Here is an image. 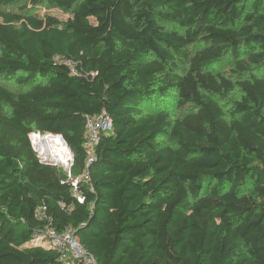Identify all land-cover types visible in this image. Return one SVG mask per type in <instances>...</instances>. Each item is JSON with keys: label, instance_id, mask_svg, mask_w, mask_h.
<instances>
[{"label": "trees", "instance_id": "obj_1", "mask_svg": "<svg viewBox=\"0 0 264 264\" xmlns=\"http://www.w3.org/2000/svg\"><path fill=\"white\" fill-rule=\"evenodd\" d=\"M47 228L96 264H264V0H0V264H65Z\"/></svg>", "mask_w": 264, "mask_h": 264}, {"label": "built area", "instance_id": "obj_2", "mask_svg": "<svg viewBox=\"0 0 264 264\" xmlns=\"http://www.w3.org/2000/svg\"><path fill=\"white\" fill-rule=\"evenodd\" d=\"M111 126H112V120L105 111H102L98 115L86 116L84 146L86 147L89 153L87 159L89 162L92 160L93 147L100 138V135L107 134L108 131L111 129ZM33 133L34 132H31L29 134V139L31 142V146L34 152L36 153V156L39 159V161L41 163L49 164L63 169L67 173L68 180L73 187V193H74L73 195L75 196L78 202L82 203L84 198L82 194L78 191L77 188L78 180L76 178H73L70 174V167L73 162L72 153L70 152L71 155L69 156V159L65 164L58 163L57 161L50 158L47 152L45 153V151L40 150L39 149L40 147L35 145V143L31 139V135ZM37 133L41 134L40 132ZM53 135H58V134H53ZM58 136L62 138L61 135ZM62 140L64 141L63 138ZM85 178L88 179L86 173H85ZM36 216L38 218H45L46 217L45 207H38L36 210ZM44 235L47 238V243L55 247V249L60 253L61 259L64 261L65 264H69V260L71 259L73 260L80 259L84 262V264H96L95 260L87 254L85 248L79 243L77 237H75V235L70 230H66L64 232H57L53 228H47L45 230Z\"/></svg>", "mask_w": 264, "mask_h": 264}, {"label": "bare ground", "instance_id": "obj_3", "mask_svg": "<svg viewBox=\"0 0 264 264\" xmlns=\"http://www.w3.org/2000/svg\"><path fill=\"white\" fill-rule=\"evenodd\" d=\"M33 142L36 146L40 147V150L45 151L41 142H45L48 144V156H50L53 160L57 161L60 164H65L71 155L69 148L62 140V138L58 135H53L51 133H47L44 136L34 132L32 134Z\"/></svg>", "mask_w": 264, "mask_h": 264}, {"label": "rangeland", "instance_id": "obj_4", "mask_svg": "<svg viewBox=\"0 0 264 264\" xmlns=\"http://www.w3.org/2000/svg\"><path fill=\"white\" fill-rule=\"evenodd\" d=\"M38 12L39 13H48V14H50V15H53V16H56L57 18H59V19H61V20H64V19H66L67 17H68V15H67V13L66 12H64L63 10H61V9H58V8H55V7H53V6H45V5H43V6H40L39 7V9H38ZM230 68V60L227 58V60L226 61H224V62H222L218 67H217V69H219V71H221V72H228V69ZM11 86H12V88H14V89H16L17 88V85L16 84H11ZM178 114H180V112L179 111H176V112H174L173 113V115H178ZM42 135V134H41ZM44 136V135H43ZM31 137H32V135H31ZM32 139V138H31ZM32 141H33V139H32ZM41 145H43V147L45 148V153L47 152V149H48V144L47 143H45V142H41ZM47 154H48V152H47ZM49 155V154H48ZM50 157V156H49ZM51 158V157H50ZM45 245H47L48 243L47 242H45L44 243Z\"/></svg>", "mask_w": 264, "mask_h": 264}, {"label": "water", "instance_id": "obj_5", "mask_svg": "<svg viewBox=\"0 0 264 264\" xmlns=\"http://www.w3.org/2000/svg\"><path fill=\"white\" fill-rule=\"evenodd\" d=\"M74 234V233H73Z\"/></svg>", "mask_w": 264, "mask_h": 264}]
</instances>
